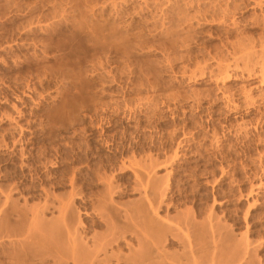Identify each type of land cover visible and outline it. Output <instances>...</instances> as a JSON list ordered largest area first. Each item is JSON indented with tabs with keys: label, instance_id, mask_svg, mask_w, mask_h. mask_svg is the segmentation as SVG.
Here are the masks:
<instances>
[{
	"label": "rangeland",
	"instance_id": "rangeland-1",
	"mask_svg": "<svg viewBox=\"0 0 264 264\" xmlns=\"http://www.w3.org/2000/svg\"><path fill=\"white\" fill-rule=\"evenodd\" d=\"M144 197L180 227L160 249L264 264V0H0V264H56L23 234L71 201L125 264L99 204Z\"/></svg>",
	"mask_w": 264,
	"mask_h": 264
},
{
	"label": "bare ground",
	"instance_id": "bare-ground-1",
	"mask_svg": "<svg viewBox=\"0 0 264 264\" xmlns=\"http://www.w3.org/2000/svg\"><path fill=\"white\" fill-rule=\"evenodd\" d=\"M110 192H112V191H110ZM104 195H107V194H104ZM104 200H106V199L104 198ZM104 200L102 202H100L101 204H99V207H101L100 208L101 210H104L106 213H108V214H106V217L108 218V222L111 224V226H110L111 231L112 232L122 231L123 235L128 234L130 236V238H132V240H133V238L136 239V248L132 247V244L129 243L130 241L127 243V245H128L127 247H129V252L126 253L127 254L126 256H123V258H121L120 256L115 255V257H116L115 259L117 260V262L123 261L125 264H182L181 260L183 258L186 259L187 264H192L193 262L194 263L197 262L196 260H194L195 258L192 259V254H193V247L192 246L193 245H191L192 241H189L187 235L183 236L184 240L180 239L183 241V244H184V246H182V247H184V250L181 253L178 254L177 252H174V251H177L175 249L173 252L172 251H166V250H164L165 248L160 249V246L163 244L162 240H164L167 237V233H169V234L171 233L175 237V236H177V233L179 232L180 227H178L177 225H172L171 223H169V222H171V221H169V219H167V218H170L169 216L166 218H162V219L161 218H154L153 216H151V217L148 216L149 210H151L154 214H156V211H157L156 209L158 208V207H155V204H154L155 199H153V197L152 198L144 197L143 200L137 198L136 201H132L131 199H129L131 202L126 203V204L122 203L123 205L121 204V207H123V208H121V209L119 207H117L113 203V201H111L112 199H110L108 203L105 202ZM72 206H74L73 201H71V204L65 206L64 210L62 209L61 215L58 218H56V219L54 218L55 220L53 218H49L51 220L53 219L52 220L53 222H51L48 219H44V217H43L42 219H40L42 222L41 225L36 226V228L34 229L33 232L30 231V232H28V234L23 232L24 233L23 238H25V239H22V241L26 240V238L28 239V241L30 240V243H28V241L26 242L28 244L24 243L25 248L28 246H29L28 248L34 247L33 249L36 252V256L39 257L41 261H44L46 258L53 257L54 262L56 264H58V263L60 264V262H62L63 259L67 257L65 254H67V255L69 254V257H71L72 260L74 262H76L77 264H82L83 262H86V261H88V263L90 262L89 264H91V263L93 264V261L95 260L96 255L98 254L97 252H99L98 251L99 248H97L96 246L90 247L88 245L87 241L83 238L82 232L84 229V225H83V221L80 218L78 209L76 210L77 215H78V219H77L78 222L77 223H78L79 227L81 228V230L77 231L76 235L79 236V242L76 243L74 241L75 240L74 236H76V235L73 236L71 234L73 231H71V233H69V230H70L69 228L74 223V222H72V224L70 225V223L72 221L71 219L73 218V216L69 218V215L71 213V210H73L72 208H75ZM147 208L149 210H147ZM119 209L121 211L123 209V212L121 213V211ZM192 213H193V211H192ZM75 215H76V213H75ZM179 215H181V214H179ZM36 216H38V215H36ZM181 216H180V218H178V220L179 219L182 220V218H183V223L185 225L184 227L188 228L190 226V223L192 222L191 213L187 212ZM7 217L8 218L5 217L7 222L5 221L4 224L10 225L11 218H9V217H11V216H7ZM158 217H160V216H158ZM172 219H173V217H172ZM11 224H13V220H12ZM38 224H39V221H38ZM15 225H17V223L16 224L14 223V226L11 227L12 233L18 232ZM69 225H70V227H69ZM7 228H9V227H7ZM191 228H192V226H191ZM193 228H195V225H193ZM21 229H22V227L19 228V231H21ZM188 229H187V231H188ZM7 232H9V231H7ZM65 232H66V234H65ZM73 234H74V232H73ZM122 234L120 236H122ZM64 235L67 236V238L66 237L64 238ZM71 235H72L71 240H73V242H72L73 244L70 243V245L71 244L72 245L70 247H69V245H68V247H66L67 245L65 246L63 244L65 243V241L67 239H68V242L70 241ZM122 237L124 238V236H122ZM224 237H223V239H224ZM97 238L98 237H95L93 239H97ZM169 239H170V237H169ZM219 239H218V241H219ZM196 241H197V239H196ZM170 242L173 243V240L172 241L170 240ZM220 243H221V245H223L222 241ZM30 245H32V246H30ZM61 245L64 248L66 247L69 249V250H67L65 248L67 253H65V249H63V247ZM194 245H196V244H194ZM16 246H18V245H16ZM218 248H220V247H218ZM22 249H24V248H22ZM11 250H13V249H11ZM14 250L11 252L12 255H10L12 257L15 256L14 254H16V252L14 253ZM26 250L27 249H25L24 251H26ZM187 250H189V253L191 256L187 255V254H189ZM15 251H17V250H15ZM19 251L23 255V250H18L17 253H20ZM220 251H222V250L220 249ZM21 253H20V255H21ZM212 253H213V251H212ZM218 254H216V255H218ZM34 255H35V253H34ZM64 255H65V257H64ZM110 256H112V255H110ZM198 256H200V255H198ZM193 257H194V255H193ZM15 259H17V258L15 257ZM67 259H69V258L67 257ZM109 259H110L109 257L105 258L104 263L108 264ZM19 260H21V259H19ZM19 260H17V261H19ZM199 260H200V258H199ZM88 263H85V264H88ZM61 264H63V262ZM183 264H186V263H183Z\"/></svg>",
	"mask_w": 264,
	"mask_h": 264
}]
</instances>
